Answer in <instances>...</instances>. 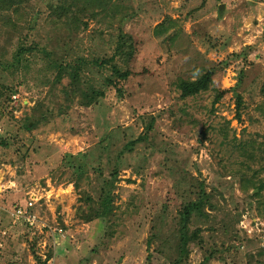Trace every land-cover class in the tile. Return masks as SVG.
<instances>
[{
  "label": "rangeland",
  "instance_id": "obj_1",
  "mask_svg": "<svg viewBox=\"0 0 264 264\" xmlns=\"http://www.w3.org/2000/svg\"><path fill=\"white\" fill-rule=\"evenodd\" d=\"M79 8L67 25L54 23L43 1L13 16V29L0 21L1 61L12 63L14 51L33 41L48 53H32L25 71L0 67V264H38L36 257L46 264H168L189 176L220 207L209 211L210 221L195 220L204 245H190L186 264L262 260L264 192L256 186L264 179V0H112L105 12ZM161 23L165 31L156 34ZM121 31L137 47L133 75L119 84L123 94L106 88L89 107L67 98L69 78L57 82L53 62L110 58ZM210 70L211 89L182 99L178 82ZM103 72L109 69L83 72L86 87ZM143 134L148 142L121 154ZM85 152L100 174L75 172L78 162L68 155ZM104 180L115 184L114 213L85 222L81 197L99 201ZM30 198L41 226H13L8 211ZM153 235L170 244L152 243Z\"/></svg>",
  "mask_w": 264,
  "mask_h": 264
},
{
  "label": "trees",
  "instance_id": "obj_2",
  "mask_svg": "<svg viewBox=\"0 0 264 264\" xmlns=\"http://www.w3.org/2000/svg\"><path fill=\"white\" fill-rule=\"evenodd\" d=\"M34 1H43L44 3H49V8L51 10V15L56 18L53 22L58 24L62 19H66V25L71 22L73 18L74 9L76 8L78 12H82L83 7L86 10H91L97 8L102 12L107 11V7L112 3V0H0V21L5 26H10L11 29L14 27L13 16H23L25 12L24 9L29 4ZM12 25V26H11ZM164 23L159 24L156 29V34H162L164 32ZM32 45L34 47H26L25 45L20 46L19 50L14 51L13 61H8L5 57L4 61L0 60V67L4 69H13L14 71H25L30 68L33 63L31 57L34 52L43 53L47 56L46 50L39 48L36 42L33 41ZM137 52L136 43L132 36L120 32L115 43L114 53L110 58L93 60L82 59V57H77L72 60L74 63L67 61L58 62V60L53 62L50 69L57 70V82L64 77L69 78L70 91L65 90L66 97H78L81 100V104L84 106H91L95 104L100 98L104 97L105 89L110 87H115L120 95L123 94V89L119 86L120 82L127 81L133 74L129 69L131 61L134 59ZM91 68H96L100 71L109 69V73L103 72L100 74L99 79L93 78L90 81L91 87H86L85 81L82 79L83 72L90 70ZM22 69V70H20ZM214 71L210 70L198 77L195 80H180L177 84V88L180 91L181 98L186 99L190 97H195L203 92H207L211 89L213 85ZM87 81V78H86ZM224 93H220L215 103L223 97ZM243 98L241 96L237 97V111L240 113L243 107ZM238 118L240 115L238 114ZM153 122L148 125L149 131L153 129ZM27 128H30L29 124H26ZM149 140L147 134L140 135L138 138L129 141L123 146L121 154L133 152L140 143H146ZM104 148V147H103ZM110 151L109 148L105 149V153ZM89 152L80 153L76 156L68 155L70 159L78 162L74 164L73 167L75 172L83 177L86 172L92 169L94 172L100 174L103 170L101 167L91 166L88 162ZM121 158V157H120ZM111 175L114 180L119 176V168L114 167L112 169ZM182 185L185 191L182 195L185 197V201L181 204V208L178 211L176 219H173L172 224L174 225V231L171 235V244L175 249L176 258L171 260L168 264H186L190 258V245L196 243L197 245L203 247V237L200 228H193L195 220H205L210 221L212 216L209 211H217L220 207L219 201H214L212 196L213 193H209L206 189V185L193 176L185 177L183 179ZM114 181L104 180L100 189L99 201H95L92 197L86 195L85 198L81 197V202L87 205L88 211L86 212L83 207H80L79 216L85 222H92L96 219H106L114 213ZM256 188L260 193L264 192V179H262ZM166 212L168 211V206ZM9 223H11L10 217H7ZM27 227V226H25ZM29 228V227H27ZM211 230L215 231V225H210ZM154 238L151 239L153 243L155 239L167 241L170 244V239L165 238L161 235H153ZM151 245V244H150ZM163 253V252H162ZM258 256L263 258L254 263V257L250 256V264H264V250L258 252ZM213 254V253H210ZM38 264H46V261H42L39 257H36ZM208 260V259H206Z\"/></svg>",
  "mask_w": 264,
  "mask_h": 264
},
{
  "label": "built area",
  "instance_id": "obj_3",
  "mask_svg": "<svg viewBox=\"0 0 264 264\" xmlns=\"http://www.w3.org/2000/svg\"><path fill=\"white\" fill-rule=\"evenodd\" d=\"M34 199L30 198L28 203L24 205H18L8 211L11 224L13 226H27V227H40V220L31 212V208L34 205ZM59 229H56V232ZM62 232V229H60Z\"/></svg>",
  "mask_w": 264,
  "mask_h": 264
},
{
  "label": "water",
  "instance_id": "obj_4",
  "mask_svg": "<svg viewBox=\"0 0 264 264\" xmlns=\"http://www.w3.org/2000/svg\"><path fill=\"white\" fill-rule=\"evenodd\" d=\"M223 7H220V9H222Z\"/></svg>",
  "mask_w": 264,
  "mask_h": 264
}]
</instances>
